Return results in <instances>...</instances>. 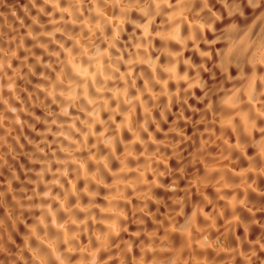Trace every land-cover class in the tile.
I'll use <instances>...</instances> for the list:
<instances>
[{"label": "clouds", "instance_id": "obj_1", "mask_svg": "<svg viewBox=\"0 0 264 264\" xmlns=\"http://www.w3.org/2000/svg\"><path fill=\"white\" fill-rule=\"evenodd\" d=\"M4 169L0 264H264V0H0Z\"/></svg>", "mask_w": 264, "mask_h": 264}, {"label": "bare ground", "instance_id": "obj_2", "mask_svg": "<svg viewBox=\"0 0 264 264\" xmlns=\"http://www.w3.org/2000/svg\"><path fill=\"white\" fill-rule=\"evenodd\" d=\"M209 38H211V37H209ZM30 42H31V38H29V41L26 43L30 44ZM189 47H191V45H189ZM201 48H202V50H204L203 46H201ZM219 48H220V45L218 44L217 49H219ZM40 51H42V50H37L36 54L39 55ZM185 57L191 59L192 53L190 51L186 52ZM196 59L199 61L200 57L197 56ZM219 63L220 62L217 61V64H219ZM17 65H18V62L13 61V67H17ZM206 67H211V66L206 65ZM230 72L233 76L236 75V72L233 69H230ZM222 75H223V73L220 72L219 68H217L216 71L212 72V73H210V72L201 73V79L204 80L205 83H208L209 81H212L214 78L222 76ZM220 82L223 83V80H221ZM228 87H231V85L229 84ZM202 95H203V91L200 88L193 89V97H192V99L189 100V104L192 106V109L198 110L201 107L198 97H200ZM224 102H225V104L231 103L230 97L225 96ZM192 109H190L186 113V115H188L192 119H198V115L196 113H194L192 111ZM175 110L176 109L174 108L173 111H175ZM37 114L38 115L40 114L39 111L37 112ZM37 128L39 130H42L40 125H37ZM200 130H203V129H200ZM192 131H193V129L191 127H189L187 130L188 134H191ZM21 143H24V141L21 140ZM29 149H30V146H29ZM248 151H249V154H251L252 149H249ZM10 163H11V160H10ZM25 163H26V157H24V156H20L19 160L16 162V164H25ZM244 167H247V164H245ZM16 171L20 176V180L26 179V177L23 175V173L21 172L19 167H16ZM3 173L4 174L2 176H0V182L4 181L9 175V172L7 169H4ZM248 178L250 181L255 179L254 187L257 190L256 191L249 190L247 193L248 206H249V208L252 209V211L249 212L247 209H240V212H241V217L245 221H251L253 219L256 221V223L251 224L250 228H249V237L254 238L255 236L264 235V227H262V225H264V211L259 210V209H264V176L253 177V175L251 173H249ZM16 186H18V182H15L13 184V187H16ZM181 186L183 187V184ZM225 191L230 192L231 190L226 189ZM160 212L164 213L165 209L163 207H161ZM21 230L23 231V226H21ZM134 230H135V225H133L130 228V231H134ZM243 231H244V228H240L238 230V234H239V232H243Z\"/></svg>", "mask_w": 264, "mask_h": 264}]
</instances>
